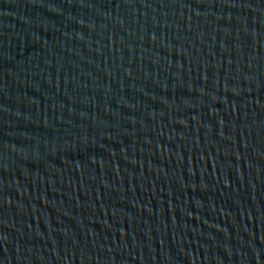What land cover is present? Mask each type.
I'll return each instance as SVG.
<instances>
[{
    "label": "water",
    "instance_id": "95a60500",
    "mask_svg": "<svg viewBox=\"0 0 264 264\" xmlns=\"http://www.w3.org/2000/svg\"><path fill=\"white\" fill-rule=\"evenodd\" d=\"M0 264H264V0H0Z\"/></svg>",
    "mask_w": 264,
    "mask_h": 264
}]
</instances>
